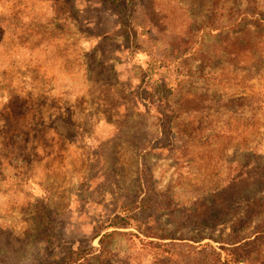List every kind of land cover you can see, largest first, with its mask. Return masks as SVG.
I'll list each match as a JSON object with an SVG mask.
<instances>
[{
  "label": "rangeland",
  "instance_id": "374dc122",
  "mask_svg": "<svg viewBox=\"0 0 264 264\" xmlns=\"http://www.w3.org/2000/svg\"><path fill=\"white\" fill-rule=\"evenodd\" d=\"M0 264H264V0H0Z\"/></svg>",
  "mask_w": 264,
  "mask_h": 264
}]
</instances>
